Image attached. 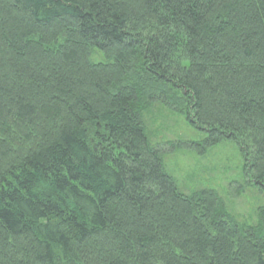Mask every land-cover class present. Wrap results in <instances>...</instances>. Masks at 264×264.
<instances>
[{
    "label": "trees",
    "instance_id": "16d2710c",
    "mask_svg": "<svg viewBox=\"0 0 264 264\" xmlns=\"http://www.w3.org/2000/svg\"><path fill=\"white\" fill-rule=\"evenodd\" d=\"M156 104L264 195V0H0V264H264V207L182 190Z\"/></svg>",
    "mask_w": 264,
    "mask_h": 264
},
{
    "label": "rangeland",
    "instance_id": "374dc122",
    "mask_svg": "<svg viewBox=\"0 0 264 264\" xmlns=\"http://www.w3.org/2000/svg\"><path fill=\"white\" fill-rule=\"evenodd\" d=\"M146 123L153 141H162L165 165L182 190L213 189L239 222L257 223L256 212L264 207V195L247 183L244 160L233 141L205 149L200 143L205 134L165 105L156 104Z\"/></svg>",
    "mask_w": 264,
    "mask_h": 264
},
{
    "label": "bare ground",
    "instance_id": "6f19581e",
    "mask_svg": "<svg viewBox=\"0 0 264 264\" xmlns=\"http://www.w3.org/2000/svg\"><path fill=\"white\" fill-rule=\"evenodd\" d=\"M177 116H180V115H178L177 114ZM155 143H157L159 146L161 145V147H162V141L161 142H158L157 140L155 141ZM202 146V145H201ZM162 149V148H161ZM162 151H163V149H162ZM164 153V152H163ZM165 154V153H164ZM175 177V176H174ZM176 178V177H175ZM219 194V193H218Z\"/></svg>",
    "mask_w": 264,
    "mask_h": 264
}]
</instances>
